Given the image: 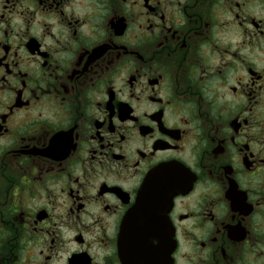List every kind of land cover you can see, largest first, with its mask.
Listing matches in <instances>:
<instances>
[{
	"label": "flooded vegetation",
	"instance_id": "flooded-vegetation-1",
	"mask_svg": "<svg viewBox=\"0 0 264 264\" xmlns=\"http://www.w3.org/2000/svg\"><path fill=\"white\" fill-rule=\"evenodd\" d=\"M139 196L264 264V0H0V264H138Z\"/></svg>",
	"mask_w": 264,
	"mask_h": 264
},
{
	"label": "water",
	"instance_id": "water-1",
	"mask_svg": "<svg viewBox=\"0 0 264 264\" xmlns=\"http://www.w3.org/2000/svg\"><path fill=\"white\" fill-rule=\"evenodd\" d=\"M153 180L156 181V179ZM165 208L164 203L159 205L155 200H144L139 196L135 206L126 214L122 222V233H128L126 237L129 241L136 242L140 246V249L136 251V255H138V260L141 262L156 264L162 262L165 256L169 254L163 251L151 250L144 241V238L149 235L148 230H151V233H155L157 238L159 237L158 232H161L167 246L170 247L172 244L173 233L165 215ZM163 214L164 217H161ZM168 230H171V233H167Z\"/></svg>",
	"mask_w": 264,
	"mask_h": 264
}]
</instances>
